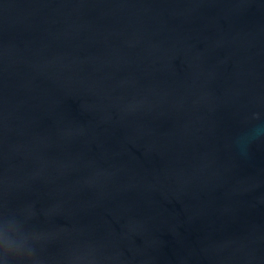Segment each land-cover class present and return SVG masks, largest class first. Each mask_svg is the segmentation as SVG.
Here are the masks:
<instances>
[{
  "label": "water",
  "instance_id": "1",
  "mask_svg": "<svg viewBox=\"0 0 264 264\" xmlns=\"http://www.w3.org/2000/svg\"><path fill=\"white\" fill-rule=\"evenodd\" d=\"M0 264H264V0H0Z\"/></svg>",
  "mask_w": 264,
  "mask_h": 264
}]
</instances>
